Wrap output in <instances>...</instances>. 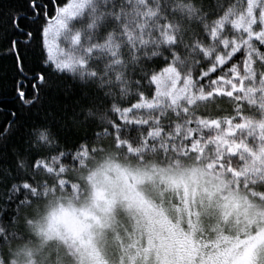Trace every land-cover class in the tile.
Listing matches in <instances>:
<instances>
[{
  "label": "snow or ice",
  "instance_id": "obj_1",
  "mask_svg": "<svg viewBox=\"0 0 264 264\" xmlns=\"http://www.w3.org/2000/svg\"><path fill=\"white\" fill-rule=\"evenodd\" d=\"M0 264H264V0H0Z\"/></svg>",
  "mask_w": 264,
  "mask_h": 264
}]
</instances>
